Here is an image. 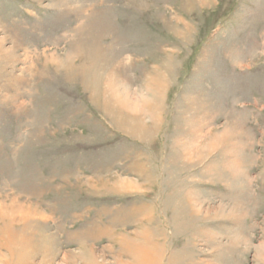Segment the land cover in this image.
Wrapping results in <instances>:
<instances>
[{
  "label": "rangeland",
  "instance_id": "obj_1",
  "mask_svg": "<svg viewBox=\"0 0 264 264\" xmlns=\"http://www.w3.org/2000/svg\"><path fill=\"white\" fill-rule=\"evenodd\" d=\"M0 264H264V0H0Z\"/></svg>",
  "mask_w": 264,
  "mask_h": 264
},
{
  "label": "bare ground",
  "instance_id": "obj_2",
  "mask_svg": "<svg viewBox=\"0 0 264 264\" xmlns=\"http://www.w3.org/2000/svg\"><path fill=\"white\" fill-rule=\"evenodd\" d=\"M47 217V216H46Z\"/></svg>",
  "mask_w": 264,
  "mask_h": 264
}]
</instances>
